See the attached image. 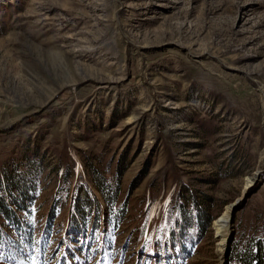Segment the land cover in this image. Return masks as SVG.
<instances>
[{"label": "rangeland", "instance_id": "1", "mask_svg": "<svg viewBox=\"0 0 264 264\" xmlns=\"http://www.w3.org/2000/svg\"><path fill=\"white\" fill-rule=\"evenodd\" d=\"M3 186L30 237L0 214L2 264H238L264 225V0H0Z\"/></svg>", "mask_w": 264, "mask_h": 264}, {"label": "trees", "instance_id": "2", "mask_svg": "<svg viewBox=\"0 0 264 264\" xmlns=\"http://www.w3.org/2000/svg\"><path fill=\"white\" fill-rule=\"evenodd\" d=\"M118 175H120V171H118ZM141 174H139L140 176ZM5 189V187L3 186ZM132 185L130 189H133ZM5 192L0 195V214L6 220V226L11 229L19 230V234L25 235V239L29 241L28 230L24 229L21 225V222L18 218L17 211L20 210L18 205L14 203L13 207H8V202L5 198ZM52 217V213L50 212L49 218ZM51 219V218H50ZM254 234V233H253ZM252 234L251 237L247 240L244 248L238 251L236 255V261L238 264H264V225L258 230L256 236ZM7 235L2 234V229L0 225V244L2 254L7 256V248L4 247L6 244ZM26 243H29L27 242ZM6 254H5V253Z\"/></svg>", "mask_w": 264, "mask_h": 264}, {"label": "bare ground", "instance_id": "3", "mask_svg": "<svg viewBox=\"0 0 264 264\" xmlns=\"http://www.w3.org/2000/svg\"><path fill=\"white\" fill-rule=\"evenodd\" d=\"M230 211H231V206L228 205L225 211L217 219H215L213 223V227L220 240L218 243L219 246L218 248L220 253L224 251L226 245L228 227H229L228 219H229Z\"/></svg>", "mask_w": 264, "mask_h": 264}, {"label": "snow or ice", "instance_id": "4", "mask_svg": "<svg viewBox=\"0 0 264 264\" xmlns=\"http://www.w3.org/2000/svg\"><path fill=\"white\" fill-rule=\"evenodd\" d=\"M96 239L97 241H99L100 239V233L98 230L96 234ZM36 243L38 244L39 241L37 240ZM81 243L87 244V241H81ZM2 261H3V256L2 254H0V264H2ZM21 264H38V261L36 260L34 256H29V260L27 262L22 261Z\"/></svg>", "mask_w": 264, "mask_h": 264}]
</instances>
